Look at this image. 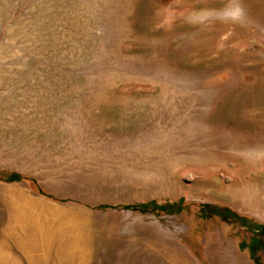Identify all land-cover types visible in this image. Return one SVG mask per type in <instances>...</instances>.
Returning a JSON list of instances; mask_svg holds the SVG:
<instances>
[{"label": "rangeland", "instance_id": "374dc122", "mask_svg": "<svg viewBox=\"0 0 264 264\" xmlns=\"http://www.w3.org/2000/svg\"><path fill=\"white\" fill-rule=\"evenodd\" d=\"M10 173L0 264H264V0H0Z\"/></svg>", "mask_w": 264, "mask_h": 264}, {"label": "trees", "instance_id": "16d2710c", "mask_svg": "<svg viewBox=\"0 0 264 264\" xmlns=\"http://www.w3.org/2000/svg\"><path fill=\"white\" fill-rule=\"evenodd\" d=\"M0 177H2V179H4L5 181H21L24 179V176L20 175V174H16V173H10L7 175H0ZM39 192L41 193V190L38 189ZM149 204H136V205H128V206H115V207H111V208H115V209H124V210H132V211H139V212H146L148 210V206ZM150 205H154V203H150ZM98 209H108L110 208L109 206H98ZM173 213H178L177 211L173 210Z\"/></svg>", "mask_w": 264, "mask_h": 264}, {"label": "bare ground", "instance_id": "6f19581e", "mask_svg": "<svg viewBox=\"0 0 264 264\" xmlns=\"http://www.w3.org/2000/svg\"><path fill=\"white\" fill-rule=\"evenodd\" d=\"M257 207H258V208H260L261 206H260V205H258Z\"/></svg>", "mask_w": 264, "mask_h": 264}]
</instances>
